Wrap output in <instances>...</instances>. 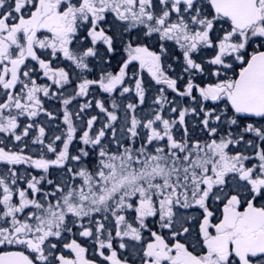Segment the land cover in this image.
<instances>
[{
	"label": "snow or ice",
	"instance_id": "1",
	"mask_svg": "<svg viewBox=\"0 0 264 264\" xmlns=\"http://www.w3.org/2000/svg\"><path fill=\"white\" fill-rule=\"evenodd\" d=\"M0 264H264V0H0Z\"/></svg>",
	"mask_w": 264,
	"mask_h": 264
}]
</instances>
